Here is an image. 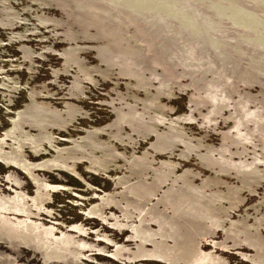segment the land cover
Here are the masks:
<instances>
[{
	"label": "rangeland",
	"instance_id": "374dc122",
	"mask_svg": "<svg viewBox=\"0 0 264 264\" xmlns=\"http://www.w3.org/2000/svg\"><path fill=\"white\" fill-rule=\"evenodd\" d=\"M0 264H264V0H0Z\"/></svg>",
	"mask_w": 264,
	"mask_h": 264
}]
</instances>
